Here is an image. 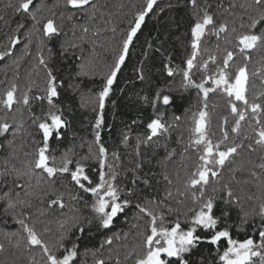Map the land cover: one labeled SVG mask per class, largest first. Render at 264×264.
Segmentation results:
<instances>
[{"label": "trees", "instance_id": "16d2710c", "mask_svg": "<svg viewBox=\"0 0 264 264\" xmlns=\"http://www.w3.org/2000/svg\"><path fill=\"white\" fill-rule=\"evenodd\" d=\"M210 14L214 16L217 23L221 20H236V26L239 27V17L241 10L229 9L232 0H206ZM242 0H237V3ZM17 0H0V52H8L11 48V54L0 58V93H3L11 83L18 86L17 96L23 92H29L30 108L17 105L14 106L17 111L15 114L19 117L23 114L25 119V131L17 137V146L23 141L26 145L24 151L31 152L33 140H41L42 134L39 133L35 124L32 123L30 112L41 119H45V113L48 111L46 101L35 100L37 95H43L41 91L46 84V71L43 66L39 65L38 52L42 53L47 62V66L57 78L59 97L54 103L60 109L63 118L68 122L67 127L61 129L62 138L56 139L55 134L50 138V155L57 158L61 156L68 148H74L76 159L88 156L84 162L86 173L93 180L98 182L99 171L98 162L89 155V149L92 148L93 154L96 152L94 144V132L92 125L95 123L98 107L94 100L96 94L101 90L104 83V74L108 70V65L112 63L115 51L120 46V41L127 29L128 21L132 19L133 14L144 3V0H96V3L102 5V11L105 17L97 15L94 21L88 23L90 31L84 35L79 30V25L85 23L86 17L82 18L81 13H77L73 20L65 17L61 19L60 12L65 11L64 0H34L31 8L41 5V11L37 14V19H41L42 28L44 19L52 18L61 33L51 39L42 38L40 34L33 35L31 41L26 38L25 34L32 28L33 21L25 15L16 14L13 7ZM59 4L60 7L54 8L53 5ZM171 4L169 8L167 5ZM198 4L203 6L205 0H198ZM163 8V11L160 9ZM225 9H228L226 11ZM194 10L188 3V0H158L155 10L150 13L142 24L141 29L133 38L129 47V53L117 79L112 86L109 97L106 98L105 109L103 111L104 124L100 129L101 143L107 149L108 163L115 164L117 179L115 183L125 191L133 189L135 194L126 197L131 200V206L120 214L115 220L114 226L110 230L97 231L94 227L86 230L78 243V255L74 264H95L97 260H104L105 264H134L135 253L143 247L142 233L148 226L149 217L140 213L135 207L136 203L152 208L157 213H163L165 224L175 221L177 216L183 223L184 213L188 209L196 207L192 203L191 194L181 197L177 195V189L181 188L183 180L194 168L198 153L189 146L191 137L190 128L192 127V115L202 106L198 97V90L195 88L184 89L181 87L183 82L182 73L175 76H168L165 64L176 69L177 66L183 69L186 67L185 60L191 55L190 47V28L194 22ZM53 12L55 15L53 16ZM23 23L24 29L15 33L20 38V43L11 46L9 37L14 33L17 25ZM115 27L113 33L111 28ZM93 31L96 32L93 35ZM83 37V38H82ZM75 43L77 47L67 48L62 51L61 45ZM223 48V41H220ZM25 44L28 48L25 49ZM216 36L206 34L201 45L202 49H208V52H202L197 57V64L208 58L209 53H215L217 59L222 63L224 51L217 50ZM231 47V46H229ZM264 50H258L252 54L253 59L249 63V72L255 71L261 67V56ZM243 63V59L237 52L234 57L233 69L235 66ZM215 65L209 63V70L214 71ZM142 70L145 77L140 80L139 76ZM204 72L199 68L192 70L193 79L199 83ZM250 85L258 91H264V85H261L259 77H250ZM211 86V85H209ZM162 90L164 94L173 97V103L170 106L158 104V111L163 112L162 120L166 124L173 125L167 134L154 138L153 142L145 146L141 144L139 148L140 155L137 156V142L143 140L148 135L147 124L151 119L156 118L157 111L151 107V102L155 99L156 92ZM252 88L250 87L249 97H251ZM147 97L145 102L142 98ZM208 111L210 113V122L208 125V135L215 144L222 137L221 127L229 132L230 138L231 127L234 124L235 117L230 113L227 106L226 98L219 93L209 94ZM215 105V107H213ZM94 107L96 110L94 111ZM180 116L179 121H175V116ZM4 116L3 110H0V117ZM227 117L228 123L225 125L223 118ZM135 121V123H134ZM9 122L11 118L9 116ZM50 122V121H49ZM249 121L242 122V132L252 134L251 128L248 127ZM129 136L128 142L122 143L123 137ZM12 139L11 133L0 137V172L11 168L13 165L21 167L26 162L23 152L17 154L16 158L9 159L12 150L5 144V141ZM231 143V139L226 144ZM247 143V141L245 142ZM187 149V151H186ZM173 153L172 157L165 161L168 153ZM113 153L118 154L119 159L113 157ZM261 153H252L249 155L247 149L241 151V155L236 158L238 163H243L242 171L235 173V180L231 181V174L226 168L223 172L224 181H231L233 191L242 197V204L245 210H251L258 207L260 200L264 199V172L255 168L254 165L260 163ZM8 161L5 163V161ZM252 163L249 164L248 161ZM137 163L142 164V168L134 173ZM232 167V165H229ZM95 170V171H94ZM250 170L257 172V177L253 178ZM167 173L173 180V185L169 186L163 180V173ZM134 175L144 177L147 175L150 179V186H145L142 180L133 183ZM13 176L0 177V192L9 191L13 188ZM245 181H248L245 183ZM23 183V181H20ZM33 195L28 197L32 200V207L23 211L29 214L28 222H35L39 231L43 232L45 227L51 229L45 238L50 239L55 236L59 223L65 216L73 214L69 207L60 210L58 207L48 208L47 200L40 199L39 188L35 187ZM57 187L65 193V202L72 204L78 211L76 215L87 216L90 208L84 206L85 201L91 203L90 194L78 190L70 182V178L64 181H57ZM173 192L174 199L165 201L166 206L157 207L148 203L152 199L163 201L168 190ZM209 195L211 190L209 189ZM15 191H13V196ZM69 195H79L84 199L79 203L70 202ZM124 193H122V196ZM252 196L253 200L248 201L246 198ZM21 197L24 192L21 191ZM54 198V197H52ZM183 200V204H177L176 200ZM216 215L220 214V209L224 208L223 202L218 201ZM5 202L0 200V244L4 245V250L0 251V264H31L33 257L40 259L39 249L21 251L15 249L9 243L5 236L8 232H17L20 226L12 219V214L5 215ZM176 210L169 212L168 208ZM20 209H17L19 214ZM41 212L44 214L41 215ZM238 211L233 209L230 219L222 221L220 227H229L233 239L243 241L252 237L259 242L257 229L260 228L262 221L257 215H250L247 223L241 225ZM135 225V227H134ZM118 234L119 240H114L109 247L104 244L107 237ZM202 236L209 233L200 231ZM14 243V241H13ZM226 242H221L220 252L223 251ZM217 246L208 243H200L193 253L188 257L194 264H220L219 256L216 251ZM129 253H133L129 256Z\"/></svg>", "mask_w": 264, "mask_h": 264}, {"label": "snow or ice", "instance_id": "6c2138e0", "mask_svg": "<svg viewBox=\"0 0 264 264\" xmlns=\"http://www.w3.org/2000/svg\"><path fill=\"white\" fill-rule=\"evenodd\" d=\"M33 3L34 0H17L15 5L11 3L8 5L14 8L16 14L25 15L33 21L32 28L25 34L29 42L31 37L36 34H40L42 38L46 39L60 35L61 29L56 26L52 18L44 19L42 28L38 27L41 25V19H43H37V14L41 11L42 6L38 4L33 9L30 7ZM157 3L158 0H144L143 5L135 11L132 19L128 21L120 46L115 51L112 63L108 65V70L104 74L101 90L95 96L94 103L98 107V111L92 128L96 152L93 154L90 147L89 155L98 162V182H93L86 173V166L83 161L89 157L76 159L77 154L74 148H68L59 158L50 155V138L55 134L56 139H61L60 130L66 128L68 122L54 103L55 99L59 97L58 87L60 85L57 83L56 76L48 68L42 53L38 52L39 65L44 67L47 79L45 87L41 89L44 94L37 95L34 99L41 102L46 101L49 107L44 114L45 119L29 113L32 123L42 134L41 140H33L35 146L31 152L24 151L26 145L23 141L19 146L16 144L17 137L25 131V119L22 113L19 117L15 114L17 109L14 106L23 105L30 108L29 92L32 90V85L30 84L28 90L19 97L17 96L18 86L14 82L3 93H0V110L4 112V116L0 117V137L9 133L12 135V139L5 141V144L12 150L9 159L16 158L20 152H23L24 157L27 158L21 167L13 165L11 168L0 172V177L13 175L15 177L12 180L13 188L9 191L0 192V200L5 202L4 214H12V219L20 226L19 231L6 232L5 236L9 243L21 253L25 250L39 249L40 259L36 260L33 257L31 264H74L78 255V243L85 231H90L93 227L97 231L110 230L118 216L131 206V200L126 197L133 196L135 192L131 188L125 191L115 183L117 179L116 165L108 163V153L101 143L100 129L104 124L103 111L106 98L109 97L118 73L125 63L133 38L141 29L145 18L155 10ZM188 3L196 10L193 13L194 22L190 28L191 55L185 60L186 67L183 69L179 66L173 69L168 64H165L164 67L170 77L182 73L181 87L197 89L202 105L197 112L193 113L192 127L190 128L189 146L197 151V162L192 171L184 178L182 190L181 188L177 189L178 196L184 197L191 194L192 203L196 207L190 208L187 213H184L183 223L177 216L175 221L166 225L163 213L158 214L152 208L136 203L135 207L139 212L150 219L147 228L142 233L143 247L134 254V264H194L188 257L200 243L217 246L216 251L220 264H264V199L260 200L258 207H253L250 211L245 210L242 197L237 195L231 186V181L235 180V173L244 168L243 163H238L236 160L244 149H247L249 155L261 153V162L255 164L254 167L264 172V91H258L250 85V77H259L261 85H264V55L261 56V67L256 68L251 73L248 67L253 59L252 54L258 50H264V0H242L239 3L237 0H232L229 9L239 8L241 10L239 27L236 26L235 19H224L217 23L214 16L209 12L211 5L207 4L206 0L203 6L198 4V0H188ZM53 7L58 8L60 5L56 4ZM63 7L65 11L60 12L61 19L65 17L66 13L67 19L70 21L76 18L77 13H81L82 18L86 17L85 23L79 25V30L84 35L90 31L88 23L94 21L97 15L101 18L105 17V12L101 10L104 6L96 3V0H64ZM167 7L171 8L172 5L169 4ZM163 10V8L160 9V11ZM225 10L228 11V9ZM24 27L23 23L17 25L14 33L9 37L11 46L14 47L20 43V38L15 33L20 32ZM111 31L115 33L116 28H111ZM209 33L216 36L217 44L215 47L218 51H224L225 55L222 63H220L215 53H209L208 58L198 65L197 57L202 52H208V49H202L201 45L204 37ZM95 34L96 32L93 31V35ZM221 40L223 41V48L220 43ZM61 47L62 51H67V48H75L77 45L69 43L67 47L63 44ZM27 48L28 44H25V49ZM237 52L242 57L243 63L233 69L232 62ZM9 54H11V48L6 53L0 52V58ZM210 62L216 66L214 71L209 70ZM194 68H199L205 73L199 83L192 77ZM139 71L141 72L139 79L144 80L142 70ZM250 87L252 88L251 97H249ZM210 93H219L225 97L230 113L235 117L231 127L233 134L231 138L229 132L222 126L223 138L215 144L208 135ZM142 99L145 102L148 101L146 96ZM173 102V97L164 94L162 90L156 92L151 107L157 111V115L147 124L148 135L143 140L138 139L137 156L140 155L141 144L147 146L153 142L154 138L169 132L173 125L164 123L162 120L164 113L158 111V104L170 106ZM96 107H94V111ZM9 116L11 122H9ZM180 119L181 117L178 115L174 117L175 121ZM245 121H249L248 127L252 130L251 135L241 130L242 122ZM223 122L225 125L228 123L227 117L223 118ZM230 139L231 143L226 144ZM128 140L129 136L125 135L122 143L126 144ZM246 141L247 143H245ZM3 146L0 145V147ZM172 155L173 153H168L165 161L169 160ZM113 157L116 160L119 159L116 153H113ZM7 162L6 160L5 163ZM248 163L251 164L252 161L249 160ZM141 168L142 164L137 163L133 170L134 173ZM226 168L231 174V181L229 182L224 181L223 172ZM250 174L253 178L258 175L254 170H250ZM162 176L169 186L173 185L172 178L166 172ZM67 178H70V182L78 190L91 195V203L89 204L87 201L84 203L85 207L90 208L89 215H76L78 209L65 202V193L57 187V181H64ZM33 180H35V187L41 190L39 198L47 200L48 208L58 207L63 210L69 207L73 212L72 215L65 216L63 221L59 223L55 236L50 239L45 237L51 233V229L45 227L43 232L39 231L35 222L31 224L28 222L29 214L23 211L32 207V200L28 197L33 195ZM137 180H142L145 186H150V179L147 175L144 177L134 175L133 183ZM247 182L245 181V183ZM261 187L264 188V183L261 184ZM209 189L211 195L208 194ZM13 191H15L14 196ZM21 191L24 192V197H21ZM122 193H124L123 196ZM174 198L173 192L169 189L163 201L158 202L152 199L148 203L162 207L166 206L165 201ZM68 199L70 202L79 203L84 198L79 195H69ZM246 199L252 201L253 197L248 196ZM218 201L223 202L225 207L220 209L219 215H216ZM176 203L183 204L184 201L177 199ZM17 209H20L19 214H17ZM233 209H236L238 214L242 213L239 215L241 225L247 223L250 215H257L261 218L262 224L256 230L259 242H256L252 237L243 241L233 239L229 227H220L222 221L230 219ZM168 211L176 210L169 207ZM43 214L41 212V215ZM200 231L209 233V235H199ZM119 239L118 234H113L104 240V244L110 247L114 240ZM221 242H226L222 252L219 248ZM3 250L4 245L0 244V251ZM132 255L133 253H129V256ZM95 264H105V262L100 259Z\"/></svg>", "mask_w": 264, "mask_h": 264}, {"label": "rangeland", "instance_id": "374dc122", "mask_svg": "<svg viewBox=\"0 0 264 264\" xmlns=\"http://www.w3.org/2000/svg\"><path fill=\"white\" fill-rule=\"evenodd\" d=\"M206 86H209V85H206Z\"/></svg>", "mask_w": 264, "mask_h": 264}]
</instances>
